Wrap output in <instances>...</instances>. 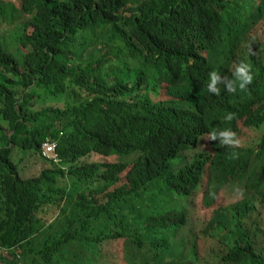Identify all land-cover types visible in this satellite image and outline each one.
I'll return each mask as SVG.
<instances>
[{
  "label": "trees",
  "instance_id": "1",
  "mask_svg": "<svg viewBox=\"0 0 264 264\" xmlns=\"http://www.w3.org/2000/svg\"><path fill=\"white\" fill-rule=\"evenodd\" d=\"M19 1L0 7L27 19L0 39V264H102L118 241L149 247L135 264H264V0ZM237 61L252 79L228 92ZM206 174V198L241 191L195 232Z\"/></svg>",
  "mask_w": 264,
  "mask_h": 264
},
{
  "label": "rangeland",
  "instance_id": "2",
  "mask_svg": "<svg viewBox=\"0 0 264 264\" xmlns=\"http://www.w3.org/2000/svg\"><path fill=\"white\" fill-rule=\"evenodd\" d=\"M65 1V0H60ZM1 5H4L5 7H11L20 9L21 8V2L19 0H0V7ZM19 13V12H18ZM17 13V14H18ZM16 14V15H17ZM27 19L23 16L22 13L19 14V18H15L13 22H9L7 20L0 19V39L7 44L10 45V49H13V42L11 40L14 39L15 36H17L18 28L17 26H20L24 21ZM254 53H258L256 50L253 51ZM210 148V147H209ZM211 151V150H210ZM256 159V158H254ZM95 161V159H93ZM257 160V159H256ZM98 161H103L101 158H98ZM119 160L117 158H110L107 162L109 163H116ZM255 163V161H254ZM253 163V164H254ZM34 167V171H35ZM255 168L254 165H252L249 168V173ZM33 169V168H32ZM31 169L30 173H34ZM241 186L238 183H230L227 185L225 189V193L223 197L220 200V204L224 206L225 204L229 203L230 201L235 200L239 196V192ZM201 192L199 191L195 198H190V201H188V213L190 215V222L189 226L196 232V228L198 230V222L196 220V209L199 210L200 204H199V195ZM202 210V209H201ZM264 213V209H262ZM205 212V211H204ZM208 213V212H207ZM210 245H208L206 248L203 249L204 253L206 251H209ZM149 253V247L147 245L143 249L134 248L131 246L130 243H125V241H118L113 244H106L103 246L101 250L100 260L102 264H112L113 262L118 264H135V263H142L143 262V256ZM4 256L8 257L9 255L4 252ZM23 264V262L21 263ZM29 264V263H26Z\"/></svg>",
  "mask_w": 264,
  "mask_h": 264
},
{
  "label": "clouds",
  "instance_id": "3",
  "mask_svg": "<svg viewBox=\"0 0 264 264\" xmlns=\"http://www.w3.org/2000/svg\"><path fill=\"white\" fill-rule=\"evenodd\" d=\"M244 10H248V8H246ZM261 21H264V16L262 17ZM248 69H249V66L243 62L239 63L235 67L234 72H233L235 80L234 81L228 80L227 84H226L228 92L235 90L234 85L238 86L240 89H244L245 86L251 82L252 77H251V74L249 73ZM218 78H219V75L216 71H212L209 73V82L207 85L209 92L218 93V88L216 87ZM232 117H233V114L230 112L226 113L224 115L225 120H230V119H232ZM233 137H234V133H232L231 130H229V129H224L221 131H217L214 129L212 132L209 133L210 139H218L219 143L222 145H225V144L226 145H232V144L236 143V141L233 139ZM253 171H254V169L249 173V169H247L246 173L248 175H251V173ZM207 183H208V181H207V174H206L202 184L200 185V187L196 191V195L199 191L200 192H202V191L208 192V184ZM228 183H231V182H228ZM227 185L224 186L223 190L219 194L212 195L210 197V200L208 197L206 198V196L199 195L200 208L205 212H213V211L218 210L219 208H222L225 206H230L234 202V200L230 201L229 203L225 204L224 206H222L220 204V200L225 193V189H226ZM196 195H194L191 198L192 199L195 198Z\"/></svg>",
  "mask_w": 264,
  "mask_h": 264
},
{
  "label": "built area",
  "instance_id": "4",
  "mask_svg": "<svg viewBox=\"0 0 264 264\" xmlns=\"http://www.w3.org/2000/svg\"><path fill=\"white\" fill-rule=\"evenodd\" d=\"M58 144L55 141L47 140L43 145V156L55 164L60 163V159L57 154Z\"/></svg>",
  "mask_w": 264,
  "mask_h": 264
},
{
  "label": "bare ground",
  "instance_id": "5",
  "mask_svg": "<svg viewBox=\"0 0 264 264\" xmlns=\"http://www.w3.org/2000/svg\"><path fill=\"white\" fill-rule=\"evenodd\" d=\"M241 24V23H240ZM230 30V29H229ZM233 30V29H232ZM226 32V31H225ZM230 33V32H229ZM232 34V33H231ZM235 34V33H234ZM224 39H225V37H224ZM226 41V40H225ZM221 43H223L222 42V40H221ZM221 43H220V45H221ZM225 44V43H224ZM216 48V47H215ZM219 48V47H218ZM223 48H225V47H223ZM214 49V48H213ZM220 49V48H219ZM235 49V48H234ZM233 49V50H234ZM214 51V50H213ZM217 51H219L218 49H217ZM221 51V50H220ZM211 52V51H210ZM208 53V55L207 56H209V54H211V53ZM222 52H224V51H222ZM233 53V52H232ZM235 53V52H234ZM237 53V52H236ZM229 54V53H228ZM222 55V54H221ZM236 55V54H235ZM234 55V56H235ZM239 55V54H238ZM211 56V55H210ZM224 56V55H223ZM229 57V56H228ZM227 57V58H228ZM238 57V56H237ZM236 58V57H235ZM223 59V58H222ZM233 61V60H232ZM239 61H240V59H239ZM233 63V62H232ZM237 63H239L238 61H237ZM241 63V62H240ZM231 66V65H230ZM236 66V65H235ZM234 66V67H235ZM204 78H206V77H204ZM225 78V77H224ZM228 78V77H227ZM229 79V78H228ZM227 80V79H226ZM228 81V80H227ZM197 82V81H196ZM201 84V83H200ZM227 84V83H226ZM210 93V92H209ZM209 96V95H208ZM210 97V96H209ZM213 99V98H212ZM224 108V107H223ZM216 110V109H215ZM215 113V112H214ZM256 113V112H255ZM251 114V113H250ZM236 115V114H235ZM263 115V114H262ZM263 118V117H262ZM215 120V119H214ZM245 122V121H244ZM257 122V121H256ZM204 124H206V123H204ZM205 126H207V124L205 125ZM205 128V127H204ZM207 130V129H206ZM209 132V131H208ZM247 132V131H246ZM242 140V139H241ZM244 143V142H243ZM246 144H247V142H246ZM254 145V144H253ZM245 163V162H244ZM241 165V164H240ZM242 172V171H241ZM228 174V173H227ZM219 184H221V183H219ZM229 185V184H228ZM222 186V185H221ZM210 198V197H209ZM228 206H225V207H222V208H219L218 210H216V211H224L225 212V210H226V208H227ZM227 210H228V208H227ZM218 222V221H217ZM218 224V223H217ZM217 226V225H216Z\"/></svg>",
  "mask_w": 264,
  "mask_h": 264
}]
</instances>
